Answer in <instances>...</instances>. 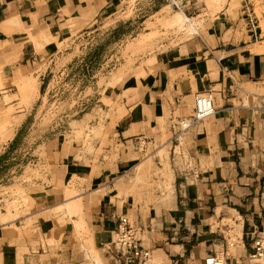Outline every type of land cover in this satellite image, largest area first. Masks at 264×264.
<instances>
[{
    "label": "crops",
    "instance_id": "0c3cea01",
    "mask_svg": "<svg viewBox=\"0 0 264 264\" xmlns=\"http://www.w3.org/2000/svg\"><path fill=\"white\" fill-rule=\"evenodd\" d=\"M200 4L180 3L201 23L193 40L165 52L138 82L109 92L115 104L104 117L109 141L125 150L115 159L111 146L97 157L69 154L67 184L73 182L74 194L53 191L51 176L41 181L45 193L31 197L28 214L0 224V264H90L92 248L105 264H132L102 252L123 217L150 253L163 251L164 264H202L224 246L213 219L235 214L244 230L257 227L264 215V29L253 3H238L235 10L228 3L216 12ZM115 7L117 0H0L2 89L32 74L40 78L38 85L33 77L40 96L71 30L83 36L111 19ZM16 19L21 25H9ZM46 30L47 41L39 39L36 34ZM250 87L256 92H247ZM201 92L213 94L215 113L193 123L191 97ZM23 114V120L30 115ZM185 120L191 125L183 129ZM62 164L59 159L58 168ZM56 182L63 187L65 181ZM69 198L81 208L65 223L69 213L53 209Z\"/></svg>",
    "mask_w": 264,
    "mask_h": 264
},
{
    "label": "rangeland",
    "instance_id": "374dc122",
    "mask_svg": "<svg viewBox=\"0 0 264 264\" xmlns=\"http://www.w3.org/2000/svg\"><path fill=\"white\" fill-rule=\"evenodd\" d=\"M180 3H201L211 12H216L228 3L234 10L238 3H253L252 11L261 20L260 26L264 29V0H220L219 5L212 4L211 0H117L118 7L111 10V19L87 28L83 36L71 30L68 48L53 60L40 96L38 93L34 95L35 86L27 92H21L17 79L10 91H4L0 85V216L8 210L11 211L9 219L28 213L31 197L45 193L39 183L47 182L50 176L55 183L53 191L61 190L66 194L65 197L73 195L74 184H67L65 166L69 154L78 157L79 153L84 152L97 157L105 153L106 147L111 146V158L115 159L118 151L125 150L126 147L116 146L109 141L112 133L104 117L109 116L115 105L109 100V92L121 86L126 87L129 80L138 82L145 76L143 69H152L160 59L164 60L165 52L193 40L195 34L200 33L201 23L193 19L195 32L187 28V23L183 29L165 25L173 13L183 11ZM232 17H235V13ZM138 39L149 44L132 49ZM117 70L122 71L121 79L114 85L110 84ZM24 77H34L39 85L40 78L32 74ZM247 92L255 93L256 89L250 87ZM190 102L193 107L194 96ZM23 113L30 114L26 120H23ZM199 121L194 118L193 123ZM184 123L190 124L186 120ZM17 127L20 130L10 142ZM127 148L131 151L132 146ZM59 159L63 160L61 168L57 166ZM56 181H65L63 187L57 186ZM71 215L65 218V223H71ZM62 220L63 217L59 221ZM234 220L235 223L242 222L240 216L235 214L222 221L213 219V231L220 233L223 241L225 238L229 242L235 233L239 236ZM256 225L262 231L264 215ZM137 237H140L139 233ZM141 238L147 240L145 235ZM108 239L102 245V252L113 256L111 234ZM223 247L219 246L217 252H221ZM228 250L230 254L240 253L236 246ZM91 252L96 264H105L99 252L93 248ZM152 256L151 252L149 264L155 263ZM230 260L231 264H237V260Z\"/></svg>",
    "mask_w": 264,
    "mask_h": 264
},
{
    "label": "built area",
    "instance_id": "2783aa9c",
    "mask_svg": "<svg viewBox=\"0 0 264 264\" xmlns=\"http://www.w3.org/2000/svg\"><path fill=\"white\" fill-rule=\"evenodd\" d=\"M194 118L195 121L202 120L215 113L213 105V94L211 92H201L194 96ZM183 124V125H182ZM183 129L191 125H184ZM236 222V220H234ZM112 235V255L123 258L132 264H149L151 259L150 251L142 245L137 232L129 224L126 217L119 219L116 230ZM234 234L229 242L224 238L225 245L221 252L213 251L206 254L202 259V264H231L230 259L237 260V264H264V227L259 231L258 227L244 230L242 225L240 236ZM239 239V241H235ZM236 246L239 255L230 254L229 247ZM245 253L242 255L241 253ZM232 257V258H230Z\"/></svg>",
    "mask_w": 264,
    "mask_h": 264
},
{
    "label": "bare ground",
    "instance_id": "6f19581e",
    "mask_svg": "<svg viewBox=\"0 0 264 264\" xmlns=\"http://www.w3.org/2000/svg\"><path fill=\"white\" fill-rule=\"evenodd\" d=\"M211 2H212V4H214V5H219L220 4V0H211ZM167 7V6H166ZM163 21H165V20H163ZM166 22V21H165ZM168 23H165V25L166 26H168L169 27V25H172V26H176V27H179L180 29L187 23V28L191 31H193V32H195L196 30H195V28H194V24L192 23V20L189 18V17H187L185 14H184V12H182V11H177V12H175V13H173L172 14V16L169 18V20L167 21ZM9 23V25H11L12 26V24H16V25H21L20 24V22L18 21V19H16V20H11V21H9L8 22ZM169 24V25H168ZM3 27H7V25H5L4 24V26ZM185 27V26H184ZM12 28V27H11ZM17 28V27H16ZM186 28V27H185ZM184 28V29H185ZM5 29V28H4ZM7 29H8V27H7ZM183 29V28H182ZM12 30V29H11ZM7 31V30H6ZM192 33V32H191ZM148 33H146V35H147ZM37 37L39 38V39H43L44 41H47V37L50 35V34H48L47 33V30H46V32L45 31H39L37 34ZM33 36V35H32ZM143 36H145V34H143ZM143 36H141V37H143ZM30 37V36H29ZM36 38V37H35ZM39 39H34L33 38V40H34V42H35V45L36 46H41L39 43L41 42V40H39ZM143 39H145V37L143 38ZM143 39H138L137 41H136V43H130V45H132V47L131 46H129V47H131L132 49L135 47V49L136 48H139V47H141V46H143V45H145L144 44V41H143ZM189 39V38H188ZM32 40V39H31ZM39 40V43L37 42V41ZM146 40H147V38H146ZM33 42V43H34ZM147 44H149L148 42H147ZM147 44H146V46H147ZM145 46V47H146ZM144 47V46H143ZM142 47V48H143ZM128 48V47H127ZM141 48V49H142ZM135 49H134V51H135ZM140 50V49H139ZM147 61V60H146ZM155 61V60H154ZM116 73V72H115ZM142 73V72H141ZM121 75H122V71L120 70V71H118L117 70V73L114 75V77H113V79H111L112 81H110V84H115L118 80H120L121 79ZM112 78V77H111ZM16 79H17V81H19L18 82V86H19V90L21 91V92H27L28 90H30V89H33L34 88V86H35V79L33 78V77H24V76H18V77H16ZM110 79V78H109ZM105 84V83H104ZM113 84V85H114ZM0 85H1V81H0ZM17 85V84H16ZM106 85V84H105ZM87 116V115H86ZM74 123H76V122H74ZM184 125H187L186 123H184ZM117 188H119V189H115L116 191H117V193H118V190L120 191V189H121V187H117ZM67 189V188H66ZM70 191V190H69ZM101 192V191H100ZM69 194V193H68ZM66 195V194H65ZM68 196H70V194L68 195ZM67 196V197H68ZM67 197H65V198H67ZM26 200L28 201V199L26 198ZM15 201V200H14ZM79 202H77V201H75V200H72V199H70L69 198V200L67 199V201L64 203V204H62V205H58L57 207H55L54 209L55 210H57V211H60V210H65V212H67V213H69V214H71V213H79L78 212V210L81 208L80 207V205L78 204ZM12 205V204H11ZM8 206H10V205H8ZM13 206V205H12ZM76 213V214H77ZM28 213H26V215H27ZM217 214V213H216ZM3 215V216H2ZM0 217H1V222L2 223H7V222H9L10 220H14L13 218L12 219H9V215H11V211H7V213L5 212V213H3ZM12 217H14V215H12ZM68 217H70V216H68L67 215V219H68ZM227 218V217H226ZM225 218V219H226ZM61 218H59L58 219V221L60 220ZM230 219V218H229ZM223 220V219H222ZM221 220V221H222ZM76 221V220H75ZM74 221V222H75ZM229 221H231V220H229ZM12 222V221H11ZM232 222V221H231ZM225 223V222H224ZM233 223H234V225H236L237 226V233H239V236H240V233H241V231H240V229H241V224H242V222L240 221L239 223H235L234 221H233ZM1 224V223H0ZM3 225V224H2ZM10 225H12V224H10ZM75 225H76V223H75ZM233 225V224H232ZM4 226V225H3ZM74 226V225H73ZM77 226V228H79L78 226H80V225H76ZM75 226V227H76ZM76 230H78V229H76ZM75 230V231H76ZM78 232V231H77ZM61 235V234H60ZM60 237V236H59ZM167 258V257H166ZM166 258H165V255H164V253H163V251L160 249V250H157V251H155L154 253H153V260H154V264H164V263H167L168 262V260H166ZM100 260V259H99ZM99 260H97V262H99ZM152 262V261H151ZM101 263V262H100ZM94 264H96V262L94 263ZM99 264V263H98ZM153 264V263H152ZM233 264V263H232Z\"/></svg>",
    "mask_w": 264,
    "mask_h": 264
}]
</instances>
